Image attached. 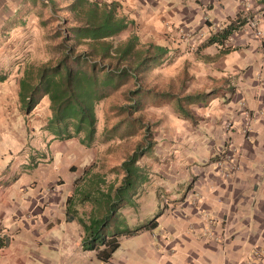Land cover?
Wrapping results in <instances>:
<instances>
[{
	"label": "crops",
	"instance_id": "1",
	"mask_svg": "<svg viewBox=\"0 0 264 264\" xmlns=\"http://www.w3.org/2000/svg\"><path fill=\"white\" fill-rule=\"evenodd\" d=\"M100 1L119 4L118 14L127 22L118 34L122 39L136 35L139 43L161 49L159 63L148 68L160 74V95L194 98L181 101L182 112L175 109L176 98L161 105L162 131L148 152L160 160L156 167L150 160L147 170L150 190L159 188L166 197L155 227L161 229L128 235V254H118L121 241L115 263L264 264V84L253 79L264 81V37H255L245 22L225 46L198 35L216 23L225 27L238 15L245 19L263 11L264 1ZM32 3L0 0L4 20L17 18ZM258 25L263 28L264 20ZM18 89L9 93L0 85V111L8 96L17 100ZM42 103L49 104L47 96L34 110ZM247 111L253 113L249 122ZM246 124L250 138L243 135ZM229 144L240 154L239 165L225 177L227 163L219 167L216 158ZM56 177L57 169H0V264H104L90 261L83 248L85 253L77 246L57 248V240L64 243L79 233L66 221L65 204L61 215L54 210L56 187H47ZM56 222L64 229L57 230Z\"/></svg>",
	"mask_w": 264,
	"mask_h": 264
},
{
	"label": "rangeland",
	"instance_id": "2",
	"mask_svg": "<svg viewBox=\"0 0 264 264\" xmlns=\"http://www.w3.org/2000/svg\"><path fill=\"white\" fill-rule=\"evenodd\" d=\"M33 1L36 4L24 8L23 13L17 15V18H11L8 22L4 20L6 9L0 8V76H4V80H0L2 82L0 85L6 86L9 93L16 85L19 88V80L25 69L35 73L37 67L43 62L57 59L60 54L58 43L64 36V30L75 23L73 14L63 9L65 0H56L57 6L62 7L56 11L52 10L49 0ZM114 38L115 41H124L120 35ZM245 69L249 70L250 66ZM159 76V72L144 70L137 76V82L142 89L138 94H132L131 91L136 88V81L129 78L101 99L95 105L96 131L93 141L88 146L80 142L82 135L59 139L46 129L50 116L49 104L42 103L36 111L33 109L25 112L21 108L18 97L16 100L12 99L11 95L8 96L7 102L0 111V169H57V177L47 187V191L56 187L57 202L54 204V210L58 215L62 213L63 204L65 208L67 207L63 199L65 197L67 199L69 195H73L76 200L79 199L80 194L75 189H85L93 175L103 178L104 184L101 185L103 189H106L109 183L117 186L123 178V172L120 170L121 162L139 144L145 145L150 142L152 146H155L161 134L159 111L163 107L161 105L166 104L167 98H163L164 102L161 103L162 99L155 94L160 90ZM253 79L264 84L259 77ZM135 99L139 105L134 109L132 105ZM241 105L243 107L245 104L241 103ZM246 115L245 121L249 122L253 119V113L247 111ZM248 128L249 132H243L246 138H250L251 134V129L249 126ZM239 155L237 152L234 157L235 168L239 165ZM150 160L153 167L160 164L159 157L153 156L151 159L148 152L139 158L138 165L147 174L148 179L136 187L132 201L118 209L131 230L152 221H156L159 225L160 211L166 206L165 193L159 188L152 190L149 188L150 178L147 169H149ZM157 169H159L158 166ZM65 179L70 181V185L60 193V186L65 183ZM43 200L45 202L43 206H47V198ZM91 209L92 204L88 201H77L72 207L73 213L85 221ZM56 224L57 230L59 226L60 229H64L62 224L59 225L58 222ZM70 224L74 235L78 232L79 236L64 243L57 240V248L77 246L76 249H79L80 253H85L82 249V239L85 235L83 226L77 218ZM160 229L153 228V231L158 233ZM141 230L136 232L139 233ZM127 237L128 235L119 236V245L121 241L123 243L118 254L123 250L128 254L126 249L130 241ZM87 251L90 261L99 260L95 250ZM103 262L116 264L115 262L118 261L115 258V252L111 258Z\"/></svg>",
	"mask_w": 264,
	"mask_h": 264
},
{
	"label": "trees",
	"instance_id": "3",
	"mask_svg": "<svg viewBox=\"0 0 264 264\" xmlns=\"http://www.w3.org/2000/svg\"><path fill=\"white\" fill-rule=\"evenodd\" d=\"M65 1L63 9L73 14L75 23L64 30V36L58 43L60 54L55 61L40 64L35 73L24 70L19 80L18 97L21 108L30 112L47 96L50 116L46 129L59 139L82 135L80 142L88 146L96 131L95 105L129 78L136 81L132 94L142 91L137 82L138 73L158 64L163 53L158 47L153 49L139 43L136 35L124 41H115L114 37L127 25L125 18L118 14L119 4L116 1ZM49 2L53 11L61 8L56 0ZM244 22V17L238 15L220 33L212 35L207 43L216 42L224 46L228 36ZM224 50L229 51L230 47ZM0 80H4V76H0ZM155 94L160 98H176L174 106L179 112L183 110L180 106L182 100L192 102L194 99L191 95ZM138 105L135 99L132 107L135 109ZM185 116L190 117V114L186 113ZM151 147L150 142L139 144L121 162L123 178L117 186L109 183L103 189V178L93 175L85 189H75L80 194L79 199L76 200L73 195L66 199V221L77 218L85 233L82 248L95 250L100 261H107L118 249L119 236L157 226L156 221H152L131 230L118 211L132 201L136 187L148 179L138 160ZM77 201L92 204L87 221L73 213L72 207Z\"/></svg>",
	"mask_w": 264,
	"mask_h": 264
},
{
	"label": "built area",
	"instance_id": "4",
	"mask_svg": "<svg viewBox=\"0 0 264 264\" xmlns=\"http://www.w3.org/2000/svg\"><path fill=\"white\" fill-rule=\"evenodd\" d=\"M259 20H264V10L260 11L258 13H254L253 15H247L245 17V24L244 26L247 27L251 33L255 36V37H264V27L261 28L258 25ZM242 27V26H241ZM223 29V26L216 23L213 25V27H211V29L208 30V32L205 31H198V35L200 36H204V35H217L218 33H220ZM234 32H232L228 38L225 40L224 42V46L226 45V41H230L233 37ZM186 37L189 36L188 33H183ZM248 122V121H247ZM248 124H246V126L243 129V132H249V128H248ZM238 150L234 147L233 144H229L228 149L226 150V152L224 153L223 157L221 155L220 159H218L216 161V163L218 164V166H222L224 163H227V165L224 168V172L223 175L225 177H230L232 176L233 172L236 170L235 166L233 165L234 163V157L237 154ZM234 166V167H233ZM2 232L0 231V242L2 241Z\"/></svg>",
	"mask_w": 264,
	"mask_h": 264
}]
</instances>
